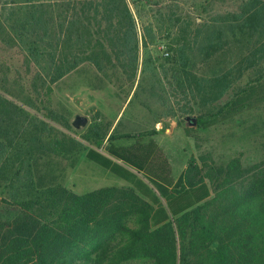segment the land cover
Returning a JSON list of instances; mask_svg holds the SVG:
<instances>
[{"label": "trees", "instance_id": "obj_1", "mask_svg": "<svg viewBox=\"0 0 264 264\" xmlns=\"http://www.w3.org/2000/svg\"><path fill=\"white\" fill-rule=\"evenodd\" d=\"M169 19L167 53L148 66L160 91L166 87L159 75L178 111L196 114L197 127L250 121L249 152L213 162L200 175L202 166L190 158L177 185L154 132L133 134L127 145L114 144L110 133L105 153L98 150V127L88 126L80 133L90 144L84 157L131 186L77 193L44 183L38 165L43 153L64 155L80 142L33 121L17 129L12 119L21 107L0 95V177L18 184L0 194V264H264V0H245L207 22ZM143 36L145 48L156 38L147 26ZM0 40L19 57L14 71L24 72L45 99L53 83L83 62L107 78L133 79L138 69L140 44L127 0H3ZM184 189L186 196L179 194ZM198 189L205 192L195 198Z\"/></svg>", "mask_w": 264, "mask_h": 264}, {"label": "rangeland", "instance_id": "obj_2", "mask_svg": "<svg viewBox=\"0 0 264 264\" xmlns=\"http://www.w3.org/2000/svg\"><path fill=\"white\" fill-rule=\"evenodd\" d=\"M2 1L0 0V5ZM127 1L135 17L140 44L138 69L133 79L123 76L107 78L99 73L92 63L84 62L53 83L49 99H45L41 94H34L24 72L14 71L11 64L19 66V57L15 50L6 48L0 40V84L5 78L4 86L9 92L12 91L9 93L0 87V95L21 107L15 110L12 119L16 128L21 129L33 121L34 125L45 132H55L61 138L69 135L80 142L74 143V147L64 155L54 152L42 154L39 159L38 174L46 184L59 182L77 193L111 185L131 186L126 180L84 157L86 148L90 144L81 138L80 133L88 126L92 129L98 127L97 131L103 136L102 145L98 148L102 152H105L104 146L108 142L110 133L116 136L114 144L127 145L133 141V134L154 132L151 137L171 159L173 177L177 185L180 182L178 167H184L185 170L190 158H194L195 163L202 166L198 173L200 175L213 162L233 154L242 152L246 155L249 152V147L245 144L247 139L245 128L250 125V121L242 123L238 119L239 121L235 123L216 124L208 128L184 126L182 123L184 116L196 114L179 112L177 100L169 91L166 81L158 76L166 87L160 91L158 78H154L148 68L149 63L157 64V58L167 53L169 41L166 37L171 30L168 26L170 17H190L193 21L207 22L214 14L239 10L240 4L245 0ZM143 26L151 27L153 35L156 36L147 48L141 46L144 39ZM7 66H10L9 70ZM15 75L19 78L22 75L17 80L16 86L13 85ZM153 84L156 86L154 91L151 90ZM160 94L163 99L159 98ZM29 97L33 105H29V101H26ZM3 105H5L4 109L11 108L8 103ZM75 114H83L88 118L87 124L81 129H76L71 124ZM246 119H251V116H246ZM167 122L172 123V128L169 130L164 127ZM118 134L124 137L120 138ZM3 139L4 136L2 141ZM146 139L148 137H144V140ZM8 151H5V154L6 152L10 154ZM202 156L208 160L209 164L206 167L201 160ZM16 168L17 165L8 167L6 176ZM130 169L135 171L133 168ZM139 175L148 186H153L141 173ZM5 182V179L0 177V194L8 196L11 189L18 188V184L13 183L9 186ZM207 188L210 192L209 187ZM185 191L186 189L179 194L186 196L190 192V190L187 193ZM154 192L157 193L155 189ZM204 192L198 189L194 194L195 198L203 195ZM159 200L167 209L169 200L162 196Z\"/></svg>", "mask_w": 264, "mask_h": 264}, {"label": "water", "instance_id": "obj_3", "mask_svg": "<svg viewBox=\"0 0 264 264\" xmlns=\"http://www.w3.org/2000/svg\"><path fill=\"white\" fill-rule=\"evenodd\" d=\"M183 119H184V126H186V127H196L197 126L196 115L187 114L184 116ZM87 122H88L87 116H85L83 114H75L72 121H71V124L74 128L81 129L82 127H84L87 124ZM164 127L169 130L172 128V123L167 122L164 124Z\"/></svg>", "mask_w": 264, "mask_h": 264}, {"label": "crops", "instance_id": "obj_4", "mask_svg": "<svg viewBox=\"0 0 264 264\" xmlns=\"http://www.w3.org/2000/svg\"><path fill=\"white\" fill-rule=\"evenodd\" d=\"M83 63H84V62H83ZM81 64H82V63H81ZM81 64H80V65H81ZM80 65H79V66H80ZM79 66H78V67H79ZM78 67H77V68H78ZM77 68H76V69H77ZM72 71H73V70H72ZM168 158H169V156H168ZM169 161L171 162V159H170V158H169ZM172 169H173V166H172ZM178 169H179V172H180L179 177H181V175H182V173H183V170H184V167H181V168L178 167ZM172 174H173V171H172ZM175 181H176V179H175Z\"/></svg>", "mask_w": 264, "mask_h": 264}]
</instances>
